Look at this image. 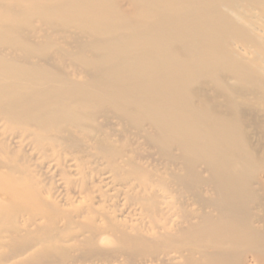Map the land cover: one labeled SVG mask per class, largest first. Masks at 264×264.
<instances>
[{
  "label": "bare ground",
  "instance_id": "bare-ground-1",
  "mask_svg": "<svg viewBox=\"0 0 264 264\" xmlns=\"http://www.w3.org/2000/svg\"><path fill=\"white\" fill-rule=\"evenodd\" d=\"M0 264H264V0H0Z\"/></svg>",
  "mask_w": 264,
  "mask_h": 264
}]
</instances>
